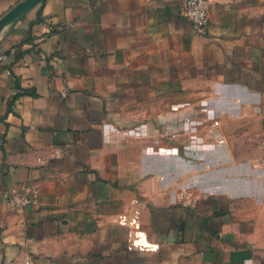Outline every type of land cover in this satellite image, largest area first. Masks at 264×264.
Here are the masks:
<instances>
[{"label":"crops","instance_id":"crops-1","mask_svg":"<svg viewBox=\"0 0 264 264\" xmlns=\"http://www.w3.org/2000/svg\"><path fill=\"white\" fill-rule=\"evenodd\" d=\"M208 3L0 0V264H264V0Z\"/></svg>","mask_w":264,"mask_h":264},{"label":"built area","instance_id":"built-area-1","mask_svg":"<svg viewBox=\"0 0 264 264\" xmlns=\"http://www.w3.org/2000/svg\"><path fill=\"white\" fill-rule=\"evenodd\" d=\"M184 8V17L188 19L200 35L208 32L210 25L208 0H181ZM0 57V60H3ZM38 191H32L30 196L21 195L18 192H6L4 198L8 205L17 211H22L25 207L36 204Z\"/></svg>","mask_w":264,"mask_h":264},{"label":"water","instance_id":"water-1","mask_svg":"<svg viewBox=\"0 0 264 264\" xmlns=\"http://www.w3.org/2000/svg\"><path fill=\"white\" fill-rule=\"evenodd\" d=\"M22 10H23V6L21 5L17 9H15L11 13H9V15H7V17L0 23V34H1L2 30L4 29L6 23L9 22L10 20H12Z\"/></svg>","mask_w":264,"mask_h":264}]
</instances>
